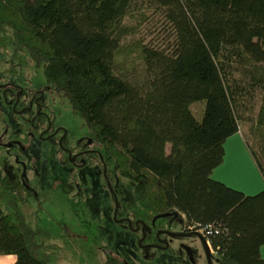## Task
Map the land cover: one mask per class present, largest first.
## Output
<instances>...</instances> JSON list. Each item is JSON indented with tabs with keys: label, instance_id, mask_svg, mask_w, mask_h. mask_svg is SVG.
<instances>
[{
	"label": "trees",
	"instance_id": "obj_1",
	"mask_svg": "<svg viewBox=\"0 0 264 264\" xmlns=\"http://www.w3.org/2000/svg\"><path fill=\"white\" fill-rule=\"evenodd\" d=\"M0 26L134 183L140 211L213 226L218 264H264V191L213 178L240 133L264 180V0H0ZM26 200L4 182L0 255L51 264Z\"/></svg>",
	"mask_w": 264,
	"mask_h": 264
},
{
	"label": "flooded vegetation",
	"instance_id": "obj_2",
	"mask_svg": "<svg viewBox=\"0 0 264 264\" xmlns=\"http://www.w3.org/2000/svg\"><path fill=\"white\" fill-rule=\"evenodd\" d=\"M10 58L0 60L1 180L16 183V189L22 186L27 193L37 180L53 177L56 182L72 187L78 196L88 191H104L114 204L113 211L93 224V230L89 228L88 217L87 228L83 229V236L88 238L86 243L91 242L98 249L97 264H154L156 260L165 263L180 259L182 254L190 258L201 252L208 258L203 241H207L206 232L191 229L178 214L154 216L134 209L122 210L126 195L119 196L118 187L113 184L119 182L113 160L92 135L75 133L72 127L79 126L75 124L77 120L62 109L63 103L57 101L47 86L34 88L32 80L22 75L26 66H21L16 52ZM48 149L54 151L55 157L44 155ZM185 239L196 240L199 246L195 249L186 246ZM176 240L181 241L178 251L174 248ZM150 250L159 253L152 257L147 254ZM86 251L94 253L93 247Z\"/></svg>",
	"mask_w": 264,
	"mask_h": 264
},
{
	"label": "rangeland",
	"instance_id": "obj_3",
	"mask_svg": "<svg viewBox=\"0 0 264 264\" xmlns=\"http://www.w3.org/2000/svg\"><path fill=\"white\" fill-rule=\"evenodd\" d=\"M16 52V59L21 57L13 46L12 31L7 26H0V60L11 59L10 56ZM3 69V67H2ZM25 69V71H24ZM21 73L30 78L35 85L34 88H42L46 86L44 75L41 71L35 70L34 67L27 66ZM57 97V96H56ZM57 101L63 103L60 105L62 109H66L68 114L75 118V124L78 127H72L77 135L88 134L85 127L82 126V121L73 115L68 101L64 98L57 97ZM205 102H198L192 105V111L198 119L203 118ZM70 124V121H66ZM0 152V157H1ZM47 157H55L54 151L48 149L44 152ZM35 156H39L36 154ZM1 161V158H0ZM42 170V169H41ZM51 172V171H50ZM2 174L5 172L2 171ZM53 176L52 174H50ZM4 176V175H2ZM0 178V190L4 188V182ZM55 177L49 180H39L33 185V189L27 193L26 203L22 206V210L27 217L28 223L34 228L42 232L39 240L47 246L50 252L51 264H97L95 263L98 249L93 243H86L88 238L84 237L83 229L87 228L88 217L90 218V229H95L94 225L103 220L106 214H111L114 204L108 200L104 191H88L81 195H76L72 187H67L64 183L56 182ZM7 183V182H6ZM113 184L118 188L119 196L125 194L126 201L122 203V210L134 209L136 212L143 213L138 209L134 199V183L128 179L119 177ZM89 193V195H87ZM99 217H102L101 219ZM94 224V225H93ZM181 241L174 244V248L178 251V245ZM183 244L195 249L199 243L193 239H185ZM88 247H93L92 251H86ZM180 252V251H179ZM176 252V253H179ZM212 264H218L216 261V252L212 250ZM159 252L150 250L148 255L156 257ZM180 254H177L179 256ZM192 256V255H191ZM180 259L165 262L156 260L154 264H208L206 253H195L188 258L185 255H180ZM158 259H161L158 257ZM146 264H151L148 262Z\"/></svg>",
	"mask_w": 264,
	"mask_h": 264
},
{
	"label": "crops",
	"instance_id": "obj_4",
	"mask_svg": "<svg viewBox=\"0 0 264 264\" xmlns=\"http://www.w3.org/2000/svg\"><path fill=\"white\" fill-rule=\"evenodd\" d=\"M213 178L248 196L264 191V180L240 133L226 142L224 162L214 171ZM260 255L264 259V246ZM0 264H16V257L0 255Z\"/></svg>",
	"mask_w": 264,
	"mask_h": 264
},
{
	"label": "water",
	"instance_id": "obj_5",
	"mask_svg": "<svg viewBox=\"0 0 264 264\" xmlns=\"http://www.w3.org/2000/svg\"><path fill=\"white\" fill-rule=\"evenodd\" d=\"M197 236H200V235H197ZM203 241L206 243V246L208 248V264H212V248L205 239H203Z\"/></svg>",
	"mask_w": 264,
	"mask_h": 264
},
{
	"label": "built area",
	"instance_id": "obj_6",
	"mask_svg": "<svg viewBox=\"0 0 264 264\" xmlns=\"http://www.w3.org/2000/svg\"><path fill=\"white\" fill-rule=\"evenodd\" d=\"M191 229H202L207 233V235H210V234H212L214 228H213V226H208L206 228L192 226Z\"/></svg>",
	"mask_w": 264,
	"mask_h": 264
},
{
	"label": "bare ground",
	"instance_id": "obj_7",
	"mask_svg": "<svg viewBox=\"0 0 264 264\" xmlns=\"http://www.w3.org/2000/svg\"><path fill=\"white\" fill-rule=\"evenodd\" d=\"M119 177V176H118ZM206 235H207V233H206ZM207 242L209 243V245L211 246V243H210V240H209V235H207ZM211 248H212V246H211ZM213 249V248H212Z\"/></svg>",
	"mask_w": 264,
	"mask_h": 264
},
{
	"label": "clouds",
	"instance_id": "obj_8",
	"mask_svg": "<svg viewBox=\"0 0 264 264\" xmlns=\"http://www.w3.org/2000/svg\"><path fill=\"white\" fill-rule=\"evenodd\" d=\"M213 250V249H212Z\"/></svg>",
	"mask_w": 264,
	"mask_h": 264
}]
</instances>
